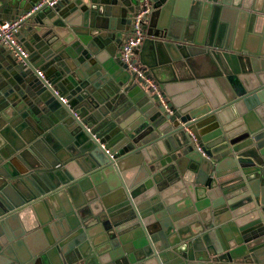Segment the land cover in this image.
<instances>
[{
    "label": "water",
    "instance_id": "water-1",
    "mask_svg": "<svg viewBox=\"0 0 264 264\" xmlns=\"http://www.w3.org/2000/svg\"><path fill=\"white\" fill-rule=\"evenodd\" d=\"M149 3L140 77V0H63L0 49V264H264V0Z\"/></svg>",
    "mask_w": 264,
    "mask_h": 264
},
{
    "label": "built area",
    "instance_id": "built-area-1",
    "mask_svg": "<svg viewBox=\"0 0 264 264\" xmlns=\"http://www.w3.org/2000/svg\"><path fill=\"white\" fill-rule=\"evenodd\" d=\"M63 0H40L35 3L27 12L19 15L13 20H4L0 17V49H6L11 51L15 58L22 61L28 57V53L21 43L18 42L17 34L21 28L23 22L30 16L35 15L41 9H51L57 6ZM141 7L135 12L130 19L129 36L122 41L119 49L120 61L133 73H136L139 77L142 76L138 67L132 62V55L136 46L143 40V20L144 17L150 12L151 5L149 0H140ZM38 75L42 77V73L38 72ZM60 102L66 104V99L60 97ZM99 146L106 154H109L108 150H105L104 144L98 141Z\"/></svg>",
    "mask_w": 264,
    "mask_h": 264
},
{
    "label": "crops",
    "instance_id": "crops-1",
    "mask_svg": "<svg viewBox=\"0 0 264 264\" xmlns=\"http://www.w3.org/2000/svg\"><path fill=\"white\" fill-rule=\"evenodd\" d=\"M0 7H1V4H0ZM19 15H16L15 17H13L12 15H9V14H7V13H4V12H1L0 11V17L2 18V19H4V20H13V19H15V18H17ZM129 31V30H128ZM126 32V33H124L123 34V36H122V41L123 40H125L128 36H129V32Z\"/></svg>",
    "mask_w": 264,
    "mask_h": 264
}]
</instances>
